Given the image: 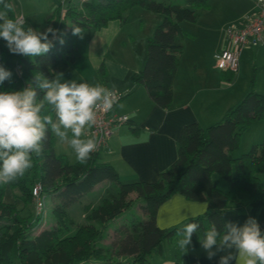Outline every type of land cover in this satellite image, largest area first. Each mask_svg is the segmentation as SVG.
I'll return each mask as SVG.
<instances>
[{
    "label": "trees",
    "instance_id": "1",
    "mask_svg": "<svg viewBox=\"0 0 264 264\" xmlns=\"http://www.w3.org/2000/svg\"><path fill=\"white\" fill-rule=\"evenodd\" d=\"M61 1L58 0L48 27L62 33L64 43L55 40L48 54L38 57L12 54L6 42L0 40V65L13 73L12 84L20 86L16 91L24 89L36 73L52 79L74 61L79 35L73 34V28L79 27L83 33L110 21L124 22L130 10L140 8L163 18L147 40L144 68L132 76V81L146 89L155 105L162 109L170 107L172 82L184 42L190 36L181 24L196 23L199 10L209 7L208 0H70L66 2L63 16ZM7 2L11 9L0 5V12L16 20L11 0ZM65 22L68 26L59 30ZM17 66L20 76L16 73ZM99 71L103 75L102 65ZM257 121H264V95L251 89L225 112L220 122L205 128L197 123L183 126L175 161L157 181L150 183H120L114 168L100 163L99 153L95 152L86 164L78 160L69 163L65 157L54 153V139L49 132L43 153L32 156V168L16 181L0 184V264H148L149 257L165 242L182 239L179 233L185 224L199 225L192 238L198 242L213 226L222 232L225 211H241L248 203L264 202V182L260 179V175H264V136L260 144L234 157L242 133ZM214 174L227 183L228 191L220 190L213 182ZM106 181L117 191L107 189L97 206L84 205L83 223L68 217L70 205ZM36 183L41 184L43 195L54 202L51 213L55 220L53 226L38 233L35 230L40 226L41 215L24 216L16 204L3 201L9 185L19 192L15 200L24 207L30 205L32 187ZM131 194L141 201L138 210L144 220L123 217L119 224L112 226L132 206ZM173 195L204 202L207 210L178 226L160 229L156 214ZM71 228L73 233H69ZM110 235V242L106 244ZM175 253L177 261L185 254L178 244Z\"/></svg>",
    "mask_w": 264,
    "mask_h": 264
},
{
    "label": "crops",
    "instance_id": "2",
    "mask_svg": "<svg viewBox=\"0 0 264 264\" xmlns=\"http://www.w3.org/2000/svg\"><path fill=\"white\" fill-rule=\"evenodd\" d=\"M221 1L208 0L209 7L199 10L196 23L186 22V26L181 24L190 36L186 38L179 58L168 109L155 105L146 89L132 81V76L144 68L146 56L142 41L146 49L147 40L151 36H143L142 29L137 38L129 34L126 29L127 19L124 22L110 21L101 28L88 29L78 36L74 61L57 75H62V82L75 80L78 83L100 84L122 95L113 114L126 116L128 122L113 130L107 147L99 152V162L112 166L120 183L157 181L159 175L177 157V144L183 126L197 123L205 128L220 122L225 112L237 105L251 89L264 95V44L244 49L235 73L220 71L214 66L215 55L228 46L224 36L225 28L253 13L256 0H230V6H227V0ZM216 2L225 6L229 13H225V9L216 8ZM63 27H67V24H61L59 30ZM101 65L103 75L99 71ZM253 74L255 76L251 86ZM3 85L0 86V92H6ZM48 112L55 119L50 106H46L43 114ZM135 128L137 130L134 132ZM52 135L54 153L65 157L69 163H75L77 159L71 147L60 142L55 134ZM263 136L264 121L252 123L242 133L234 157L242 155L245 148L259 144ZM82 138H89L88 131ZM106 182L96 185L79 200L84 205L97 206L104 196L103 191L109 189H99ZM213 182L218 186V181ZM110 184L109 187H112L113 184ZM222 191H228V185ZM95 192L100 198L93 202L89 194ZM129 197L133 198L132 195ZM206 210L204 202H192L181 195H173L159 207L156 224L160 229L178 226L190 218L203 215ZM249 217L255 218L264 231V202L248 203L241 211L227 210L222 214L224 224L232 222L241 226ZM178 241L175 247L169 248L167 254L162 245L154 253L158 256L157 262L150 263L149 260L148 264H219L220 256L225 254L219 253L213 260H208L200 243L192 239V245L188 246L182 259L177 261L175 250ZM232 264H236V261H232Z\"/></svg>",
    "mask_w": 264,
    "mask_h": 264
},
{
    "label": "clouds",
    "instance_id": "3",
    "mask_svg": "<svg viewBox=\"0 0 264 264\" xmlns=\"http://www.w3.org/2000/svg\"><path fill=\"white\" fill-rule=\"evenodd\" d=\"M0 5L11 9L7 0H0ZM0 21V40L6 42L12 54L44 56L54 47L55 40L64 43L63 34L52 27L45 31L25 28L23 21L9 19L3 12H0ZM73 34L80 35L81 29L73 28ZM12 76L10 70L0 65V86L11 82ZM38 93H42V97ZM114 103V93L100 84L62 82V75L49 79L42 73H36L22 90L0 92V184L14 182L32 168V156L43 153L49 132L68 144L76 159L86 164L98 143L94 138L82 137L97 125L98 113L111 110ZM46 106L54 111L55 119L43 114ZM198 228L197 223L184 225L179 233L182 239L178 241L181 251L186 253L192 245ZM199 243L208 260L225 253L220 256L219 264H232V261L264 264V231L252 217L242 226L227 222L222 232L213 226Z\"/></svg>",
    "mask_w": 264,
    "mask_h": 264
},
{
    "label": "rangeland",
    "instance_id": "4",
    "mask_svg": "<svg viewBox=\"0 0 264 264\" xmlns=\"http://www.w3.org/2000/svg\"><path fill=\"white\" fill-rule=\"evenodd\" d=\"M76 1H80V0H76ZM212 1L222 2L221 0H212ZM229 1L230 0L226 1L227 6H230L231 4V2ZM220 2H216L217 3L216 8L225 9L226 8L225 6H220L219 4ZM11 3H12V8L17 18L19 19V18L24 17L23 22H25V28L32 27L33 29L38 30V31H45L48 27V20L50 19V16L52 15V12L58 2L57 0H11ZM225 10H226L225 13H229L227 12V9ZM162 18L163 17L159 14L150 13L140 8H134L131 11H129V13L126 16V19H127L126 29L129 34L134 35L136 38H137V34L139 33L141 29L143 30L142 32L143 36L144 35L152 36L156 26L161 23ZM65 24H67L68 26L69 23L65 22ZM231 24L233 25V23ZM183 25L186 26L187 23L184 22ZM138 44H140V39H139ZM142 45L144 47L143 48L144 56H146L145 43L143 41H142ZM3 87H4V90L8 89V92L16 91L18 88H20L19 84L17 83L12 84V82H8V81L4 83ZM261 142L262 140L260 141V143ZM249 149L250 147L248 149L245 148L242 154L247 153ZM260 176H261L262 181L264 182V175H260ZM212 179L215 182L218 181V188L220 189L222 188L221 190H225V187H227V183L220 176H218L217 174H214ZM106 183L107 184H103L99 189H104L105 187H107L109 188L108 189L109 191H112V192L117 191V188L115 186L112 185V187H109V185H111L110 182H106ZM104 192L105 191H103V193ZM14 194L19 195L18 190H13L9 185H7L3 201L7 204H16L17 209L21 210V213L24 216H28V215L33 216L35 214L33 201L30 205L24 207L20 201H18L17 199L15 200ZM131 195L133 196L132 206L121 217H119V219L115 220L112 223V226L119 224L120 221L123 219V217L124 218L137 217V219L140 221L144 220L143 215L138 210V207H139V204H141V201L136 200L134 194H131ZM89 198L90 199L93 198V202H95L96 200H98V198H100V196L97 195V193L95 192L93 194L90 193ZM53 204L54 202L51 199H49V197H45L44 210L41 216L42 219L40 222V226L39 228H37V230H35V233H38V231H41L43 229L50 228L51 226L55 224L54 217L51 213ZM83 206L84 204L83 202H81V200H79V202L75 204L70 205L67 209L68 217L71 219H74L77 223H80V224L83 223V220H82V207ZM73 231H74L73 228H71L69 230V233H73ZM110 233L111 231L109 232V234ZM110 239H111V235L108 239L105 240L106 244L110 242ZM176 241L172 240L171 242H165L163 244L165 254L170 252L169 248L172 249L173 247H175ZM149 260H150V263L157 262L158 256L156 254H152L149 257ZM91 264H106V263L105 262H93Z\"/></svg>",
    "mask_w": 264,
    "mask_h": 264
},
{
    "label": "built area",
    "instance_id": "5",
    "mask_svg": "<svg viewBox=\"0 0 264 264\" xmlns=\"http://www.w3.org/2000/svg\"><path fill=\"white\" fill-rule=\"evenodd\" d=\"M67 1L70 0L61 1V16L64 15ZM18 20L23 21V18H19ZM224 36L228 46L215 55L214 66L220 71L235 73L238 71L239 58L242 51L248 47H257L264 44V0H256L254 12L245 15L236 24L225 28ZM16 73L20 76L19 66L16 67ZM27 86L28 85L25 87ZM114 96L115 103L113 108L111 110L99 112L97 116V125L88 130L89 138L96 139L98 143L95 153H99L107 147L108 139L116 127L122 126L128 122L126 116H116L113 114L115 105L122 98L120 94L114 93ZM31 197L34 204L35 215L42 216L45 196L42 193V186L40 183H36L33 186Z\"/></svg>",
    "mask_w": 264,
    "mask_h": 264
}]
</instances>
